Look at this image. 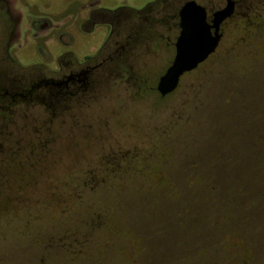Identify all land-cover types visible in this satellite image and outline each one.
Here are the masks:
<instances>
[{
    "label": "rangeland",
    "instance_id": "obj_1",
    "mask_svg": "<svg viewBox=\"0 0 264 264\" xmlns=\"http://www.w3.org/2000/svg\"><path fill=\"white\" fill-rule=\"evenodd\" d=\"M12 1L17 65L53 69L62 52L94 53L108 32L83 26L94 8L128 16L115 39L133 34L134 62L148 70L113 76L111 92L71 108L74 117L48 109L40 121L39 107L30 123L9 125L0 264H264V0H237L217 50L166 97L150 88L174 58L170 10L187 0L145 13L158 0ZM38 18L54 26L34 36Z\"/></svg>",
    "mask_w": 264,
    "mask_h": 264
},
{
    "label": "flooded vegetation",
    "instance_id": "obj_2",
    "mask_svg": "<svg viewBox=\"0 0 264 264\" xmlns=\"http://www.w3.org/2000/svg\"><path fill=\"white\" fill-rule=\"evenodd\" d=\"M2 1L5 3L0 5V29H2L0 31V63L8 64L9 67H0V138L17 133L15 127L10 129L9 125L30 123L33 118H38V114L33 113L35 108L43 107L45 110V115H40V121H47L48 109L53 110L51 115L54 118L59 116L74 117L73 113L70 114L71 108L86 103L90 106L92 101L100 100L108 92H111L112 85H109L107 81L113 80V76L117 80L124 81L128 75L147 73L148 67L138 66V63L134 62L131 52L133 45L129 40L133 39V34L123 36L120 40L115 39L114 33L118 26L124 30L129 27L125 24L128 22V16L121 14L122 11H112L105 18H100L94 8H91L87 14L88 17L84 20L83 26L87 27L91 24L92 27L88 28L89 32H94L97 23H104L108 28L106 36L94 53L87 54L80 59L70 51L62 52L53 69L41 64L21 67L17 65L10 49L13 46H18V51L23 47V44L18 42L21 40L19 25L22 21V14L20 11V13L14 12L12 0H0V3ZM159 1L151 3L143 13L155 10L154 6ZM196 1L206 8L208 22H211L214 11L209 10L198 0ZM235 1L236 12L238 1ZM179 10L177 12L176 8L172 7L169 16L171 32L168 40L174 55L177 37L180 33V19L177 23ZM53 26L47 18H38L31 27L33 35L39 36ZM177 28H179L178 35ZM132 30L128 31L132 33ZM157 36L156 32L153 40ZM132 41L135 42V40ZM168 67L160 68L157 74L161 72L164 74ZM3 75L4 79L2 80ZM150 89L158 92L157 85L151 86ZM88 181H92V179Z\"/></svg>",
    "mask_w": 264,
    "mask_h": 264
},
{
    "label": "water",
    "instance_id": "obj_3",
    "mask_svg": "<svg viewBox=\"0 0 264 264\" xmlns=\"http://www.w3.org/2000/svg\"><path fill=\"white\" fill-rule=\"evenodd\" d=\"M235 0H226L224 7L214 11L208 22L206 8L196 0H187L179 10L180 33L171 65L160 76L157 90L162 97L174 92L182 77L197 69L218 48L222 25L235 13Z\"/></svg>",
    "mask_w": 264,
    "mask_h": 264
}]
</instances>
